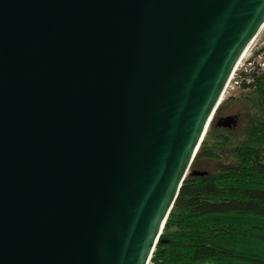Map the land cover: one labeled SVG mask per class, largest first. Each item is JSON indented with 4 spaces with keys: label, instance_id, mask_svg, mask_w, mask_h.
Masks as SVG:
<instances>
[{
    "label": "water",
    "instance_id": "1",
    "mask_svg": "<svg viewBox=\"0 0 264 264\" xmlns=\"http://www.w3.org/2000/svg\"><path fill=\"white\" fill-rule=\"evenodd\" d=\"M263 26L264 0H0V264H150Z\"/></svg>",
    "mask_w": 264,
    "mask_h": 264
},
{
    "label": "trees",
    "instance_id": "2",
    "mask_svg": "<svg viewBox=\"0 0 264 264\" xmlns=\"http://www.w3.org/2000/svg\"><path fill=\"white\" fill-rule=\"evenodd\" d=\"M242 74L253 79L243 88L257 93V122L244 143L233 147L232 164L195 175L196 161L216 157L207 136L214 131L223 136L219 124H212L219 105L150 264H264V69L256 64Z\"/></svg>",
    "mask_w": 264,
    "mask_h": 264
},
{
    "label": "rangeland",
    "instance_id": "3",
    "mask_svg": "<svg viewBox=\"0 0 264 264\" xmlns=\"http://www.w3.org/2000/svg\"><path fill=\"white\" fill-rule=\"evenodd\" d=\"M262 46H264V28L248 49L242 63H245L248 57L254 54ZM258 106L259 102L255 90L247 91L246 88L228 90L224 95L223 101L221 102L212 123L215 127L219 124L223 129L221 131L223 136H217L218 133L215 131L212 135L207 136V144L209 147H213L216 157L201 158L194 163L193 170L214 173L218 169L232 164L235 161L231 154L232 149L234 146L244 143L248 130L252 127V124L257 122ZM228 116H234L236 118V123L231 127H224L220 123H222L224 118Z\"/></svg>",
    "mask_w": 264,
    "mask_h": 264
},
{
    "label": "built area",
    "instance_id": "4",
    "mask_svg": "<svg viewBox=\"0 0 264 264\" xmlns=\"http://www.w3.org/2000/svg\"><path fill=\"white\" fill-rule=\"evenodd\" d=\"M263 28H264V26H263ZM263 28L261 29V31L263 30ZM261 31H260V33H261ZM260 33L258 35H260ZM255 39L253 40V42L255 41ZM253 42L251 43V45L253 44ZM251 45L249 46V48L251 47ZM261 49L263 51H261ZM247 52H248V50L245 52V54ZM245 54H244V56H245ZM244 56H243V58H244ZM243 58L240 59L235 70L233 71L231 78H230V80L227 84V87L225 89L224 95L230 89H233V90L240 89V88H243L244 83H246V84L252 83L253 79L248 77V76H244L242 74L243 71L249 72L252 68L255 67L256 64H258L262 69H264V46H262L259 50H257L250 57H248L247 60L245 59L246 60V61L244 60L245 63L244 62L242 63Z\"/></svg>",
    "mask_w": 264,
    "mask_h": 264
},
{
    "label": "bare ground",
    "instance_id": "5",
    "mask_svg": "<svg viewBox=\"0 0 264 264\" xmlns=\"http://www.w3.org/2000/svg\"><path fill=\"white\" fill-rule=\"evenodd\" d=\"M243 56H244V55H243ZM243 56H242V58H243ZM223 98H224V97H223ZM223 98H222L221 102L223 101ZM221 102H220V103H221ZM219 105H220V104H219ZM218 107H219V106H218Z\"/></svg>",
    "mask_w": 264,
    "mask_h": 264
},
{
    "label": "flooded vegetation",
    "instance_id": "6",
    "mask_svg": "<svg viewBox=\"0 0 264 264\" xmlns=\"http://www.w3.org/2000/svg\"><path fill=\"white\" fill-rule=\"evenodd\" d=\"M221 124V123H220Z\"/></svg>",
    "mask_w": 264,
    "mask_h": 264
}]
</instances>
